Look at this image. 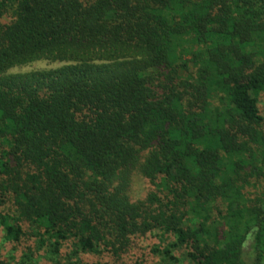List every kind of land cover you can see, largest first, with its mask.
Returning a JSON list of instances; mask_svg holds the SVG:
<instances>
[{
  "label": "trees",
  "instance_id": "trees-1",
  "mask_svg": "<svg viewBox=\"0 0 264 264\" xmlns=\"http://www.w3.org/2000/svg\"><path fill=\"white\" fill-rule=\"evenodd\" d=\"M4 15L0 264L140 245L147 264H264V0H0ZM38 60L63 64L9 72Z\"/></svg>",
  "mask_w": 264,
  "mask_h": 264
},
{
  "label": "rangeland",
  "instance_id": "rangeland-1",
  "mask_svg": "<svg viewBox=\"0 0 264 264\" xmlns=\"http://www.w3.org/2000/svg\"><path fill=\"white\" fill-rule=\"evenodd\" d=\"M9 19L8 15H4L0 18L2 22L7 21ZM62 62L59 61H50V60H38L31 63H28L26 65H21L17 67H13L9 70V72L16 73V72H26V71H32V70H40V69H49V68H55L57 66L62 65ZM260 105L262 108V112L264 114V93L261 95L260 98ZM136 178L134 179V182L131 183L130 187V195L132 199H138L141 196L142 187L138 181H136ZM250 240V239H249ZM247 241L246 248L249 246L250 241ZM8 248H11L8 246ZM4 254L7 253L6 249L3 251ZM20 253H17V255ZM109 261H111V264H133L136 261L146 263L147 255L144 254V245H140L139 248H134L131 251H129L127 254L124 255L120 261H115L113 259L107 258ZM97 258L95 256H86L84 264H91L95 262ZM45 264V263H44Z\"/></svg>",
  "mask_w": 264,
  "mask_h": 264
}]
</instances>
